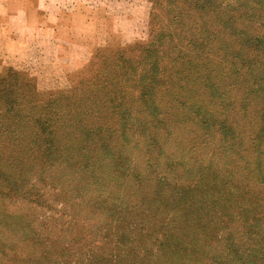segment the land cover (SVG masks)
Returning a JSON list of instances; mask_svg holds the SVG:
<instances>
[{"label": "trees", "instance_id": "obj_1", "mask_svg": "<svg viewBox=\"0 0 264 264\" xmlns=\"http://www.w3.org/2000/svg\"><path fill=\"white\" fill-rule=\"evenodd\" d=\"M169 2L167 22L135 43L138 60L124 59L118 75L108 62L104 75L42 99L31 77L0 76V201L42 205V187L64 181L87 210L64 229L81 221L80 238H50L26 212L0 211V264H264V0ZM136 65L138 76H128ZM216 71L240 85L244 116L258 106L249 144L233 115L180 97L194 80L214 95ZM163 97L185 107L191 149L206 144L208 163L191 149L168 150ZM131 142L144 149V166L132 165ZM242 168L252 186L232 182ZM116 185L125 191L109 189Z\"/></svg>", "mask_w": 264, "mask_h": 264}, {"label": "rangeland", "instance_id": "obj_2", "mask_svg": "<svg viewBox=\"0 0 264 264\" xmlns=\"http://www.w3.org/2000/svg\"><path fill=\"white\" fill-rule=\"evenodd\" d=\"M76 2L73 5L76 6L75 11L79 14L65 20L69 23L66 26L67 29H61V32L53 36L47 32H35L33 38L36 42H32L31 38L26 48L13 50L16 57L12 63L9 59L3 62L4 59L0 58V76L31 77L40 90L42 99L50 93L55 96L57 92L65 90L69 87V80L78 81L85 76L104 75L103 68L108 62L118 64L114 71L118 75L125 69L120 67L121 64L124 65L122 62L124 59L138 60L139 51L135 50V43L137 46L139 42H142L141 48L145 46L149 40L151 27L153 30L167 22L163 19L164 15L169 12L165 6H172L169 0H80ZM152 15H156V18H151ZM89 64L90 68L87 67ZM85 67L87 68L81 72ZM128 71V76H138V65L132 71L129 69ZM212 80L219 87L214 95H212V90H206L203 84L198 85L195 80H191L193 83H188L179 91L180 97L185 98L188 103L197 101L199 105L210 106L220 115H233L238 121L235 126L236 130L245 135V144H249L251 138L247 140V136L254 135L259 125L257 104L249 103L247 115L244 116L243 110L240 109L242 89L239 84L236 85L234 77L230 73L223 74L216 71L212 75ZM38 97L33 92L31 99L37 101ZM160 102L162 110L170 115V130L173 139L166 147L176 154L179 147L190 150L194 147L192 138L196 135L195 124L192 123L191 116L186 114L184 106L183 108L181 104L167 97H163ZM135 144L130 143L131 163L132 165L140 163L144 166L147 155L144 149H137ZM200 146H204V153L198 152L195 146L196 151L191 149L189 155L199 156L202 161L204 159L208 163L210 158L206 152L210 150L206 144L200 143ZM228 167H222L220 176L224 177L228 173L230 177ZM240 171L238 170L235 176L231 175L232 182L238 180L248 186L256 183V178L247 170L242 168ZM63 183L65 182L57 181L42 187L41 192L47 198L45 202H42L44 205H38L31 199L30 201L18 200L16 203L0 201V211L5 213L18 209L17 211L26 212L34 219L43 234H48L50 238H80L79 234L83 231L81 221L72 225L69 234L64 229L72 223L75 217H78V213H85L87 210L84 206L76 204L77 199L73 191L65 190L64 187L62 190ZM110 188L117 189V193L125 191L118 185ZM101 216L107 218L108 214L103 213ZM96 219L88 223L91 231L98 222ZM70 231H74L72 235ZM3 239L9 240L8 238ZM97 239L100 240L99 234ZM186 239L193 240L194 238ZM144 240H149V238ZM212 244L215 245L214 242ZM199 247L209 250L205 245ZM193 259L190 257L189 260Z\"/></svg>", "mask_w": 264, "mask_h": 264}, {"label": "crops", "instance_id": "obj_3", "mask_svg": "<svg viewBox=\"0 0 264 264\" xmlns=\"http://www.w3.org/2000/svg\"><path fill=\"white\" fill-rule=\"evenodd\" d=\"M79 1L0 0V58L3 62L9 59L12 63L16 57L13 50L26 48L31 38L36 42L35 32L53 36L66 28L69 23L65 20L79 14L73 5Z\"/></svg>", "mask_w": 264, "mask_h": 264}]
</instances>
